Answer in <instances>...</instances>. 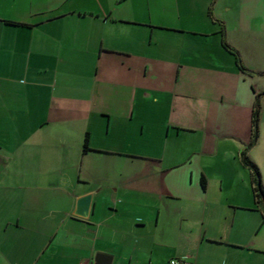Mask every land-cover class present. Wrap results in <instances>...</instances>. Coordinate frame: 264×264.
Returning <instances> with one entry per match:
<instances>
[{
	"label": "crops",
	"instance_id": "obj_1",
	"mask_svg": "<svg viewBox=\"0 0 264 264\" xmlns=\"http://www.w3.org/2000/svg\"><path fill=\"white\" fill-rule=\"evenodd\" d=\"M261 58L264 0H0V264H264Z\"/></svg>",
	"mask_w": 264,
	"mask_h": 264
},
{
	"label": "trees",
	"instance_id": "obj_2",
	"mask_svg": "<svg viewBox=\"0 0 264 264\" xmlns=\"http://www.w3.org/2000/svg\"><path fill=\"white\" fill-rule=\"evenodd\" d=\"M221 34H223V29H221ZM223 45L226 48H228L234 54L236 63L239 65V67L244 69V66L242 65V62H241V59H240L238 52L235 49L231 48L225 41H223ZM258 109H259V104H258V101L256 100V102L254 104V111H253L254 112L253 113V124H254L253 125V135H252V139L249 143L250 145L254 143V141L256 140V137H257V112H258ZM86 147H87V145H86V140H85L84 141V148H86ZM246 150H247V148H245L242 151V161L247 167H249V169L252 172V175L254 177V184L252 187L253 196H254L255 201L259 204V206L263 208L262 212L264 214V190H263L261 179H260V172H259L257 165L253 161H251L249 159V157L247 156Z\"/></svg>",
	"mask_w": 264,
	"mask_h": 264
},
{
	"label": "water",
	"instance_id": "obj_3",
	"mask_svg": "<svg viewBox=\"0 0 264 264\" xmlns=\"http://www.w3.org/2000/svg\"><path fill=\"white\" fill-rule=\"evenodd\" d=\"M90 201H91L90 193L80 196L76 200L74 213L83 217L86 216L88 214V210L90 207ZM90 263L98 264V255H96Z\"/></svg>",
	"mask_w": 264,
	"mask_h": 264
},
{
	"label": "built area",
	"instance_id": "obj_4",
	"mask_svg": "<svg viewBox=\"0 0 264 264\" xmlns=\"http://www.w3.org/2000/svg\"><path fill=\"white\" fill-rule=\"evenodd\" d=\"M77 264H91L87 260H80ZM169 264H184V260L181 258H171Z\"/></svg>",
	"mask_w": 264,
	"mask_h": 264
},
{
	"label": "rangeland",
	"instance_id": "obj_5",
	"mask_svg": "<svg viewBox=\"0 0 264 264\" xmlns=\"http://www.w3.org/2000/svg\"><path fill=\"white\" fill-rule=\"evenodd\" d=\"M256 61H258V65L259 64H261V65H263V63H264V59L263 58H261V59H259V60H257V59H255ZM260 80V79H259ZM257 83V82H256ZM258 84V83H257ZM263 115H264V113H263ZM259 116V117H258ZM260 117H261V113H260V108L258 109V112H257V119H259L260 120ZM258 122H260V121H258Z\"/></svg>",
	"mask_w": 264,
	"mask_h": 264
}]
</instances>
